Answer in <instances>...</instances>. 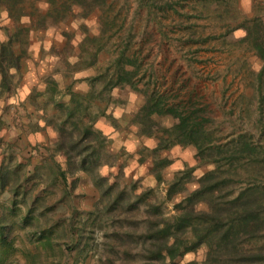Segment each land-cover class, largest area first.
I'll return each instance as SVG.
<instances>
[{"label": "rangeland", "instance_id": "1", "mask_svg": "<svg viewBox=\"0 0 264 264\" xmlns=\"http://www.w3.org/2000/svg\"><path fill=\"white\" fill-rule=\"evenodd\" d=\"M18 7L10 15L0 6V41L3 26H29L22 15L50 4ZM257 15L264 0H89L56 25L29 26L13 44L24 56L18 71H8L7 88L0 76V175L8 179L0 184V264H158L146 258L150 224L171 220L180 188L195 185L178 177L186 166L197 178L212 165L200 163L192 145L155 151L165 135L156 125L175 119L153 112L143 124L139 116L157 98L164 109L204 117L213 143L242 136L264 158L263 62L240 27ZM121 55L135 74L132 83L113 85ZM73 95L78 112L69 118ZM85 125L93 132L86 137ZM83 157L89 169L79 168ZM241 176L221 199L251 181ZM255 183L264 188V179ZM203 252L184 253L176 264Z\"/></svg>", "mask_w": 264, "mask_h": 264}, {"label": "trees", "instance_id": "2", "mask_svg": "<svg viewBox=\"0 0 264 264\" xmlns=\"http://www.w3.org/2000/svg\"><path fill=\"white\" fill-rule=\"evenodd\" d=\"M22 1L0 0V6L7 8L8 14L13 15L20 10L18 4ZM88 1L47 0L50 7L45 13L33 10L22 16L28 17L29 26L43 30L63 21L72 12L74 6L81 7ZM246 22L240 23V27L245 32L241 39L247 41L258 58L262 60L261 71H263L264 15H257ZM29 26L18 28L15 32H9L7 26L2 27L5 38L0 41V76L2 86L6 88L9 82L8 71L11 69L18 71L20 60L24 56L23 51L16 52L13 44L21 43V34L29 30ZM86 38L89 39V37ZM92 38L95 39L91 37L90 40ZM89 55L88 63L91 64L95 55L94 53ZM122 57L123 55L116 59L118 75L110 84L132 83L135 68L125 69L124 64L127 62L132 66L133 61L127 59L123 62ZM71 98L73 103L66 109L69 118L78 112L77 96L73 95ZM160 105L159 99L151 97L139 116L143 124L150 121L149 116L153 112H157L158 115L163 112L169 113L175 119L170 127L156 125V129L161 130L165 135L159 137L155 151L169 148L176 143L192 145L196 149L195 158L200 163L210 162L212 168L197 178L191 174L194 170L193 166H186L181 171L178 177H186V182L195 180V185L191 190L185 191L186 193L182 192L183 186L180 188L181 197L174 203L177 213L171 220L164 221L160 227L154 226L160 220L150 224L148 233L145 235V240H151L145 248L146 258L158 261V264H176L175 260L178 257L190 251L196 252L200 248L204 251L201 260L193 259L185 264H264V239H262L264 237V188L255 183L258 179H264V158L258 160L255 155L258 150L242 136L223 144L213 143L210 131L203 125L204 117L194 114V111L181 114L177 108L164 109ZM58 106L60 109L63 105L59 103ZM149 130V134L154 131L152 121ZM80 133L81 136L86 137L88 133L93 132L89 126L85 125ZM64 142L60 141L58 146L64 147ZM77 142L69 140V144L75 149L78 148ZM82 148L84 150L90 148V153L96 150L91 144H86ZM68 161H71L70 157ZM166 161V159H159V161L157 159L154 164L162 166L166 164ZM242 162L243 165H241ZM78 163L81 166L79 168L86 170L89 169L87 166H90L91 161L83 157ZM240 168L242 170L239 172ZM242 174H245L248 177L247 180L252 182L247 181L243 190L234 197L227 200L221 199L229 191H233L232 186L241 181ZM7 181V177L1 174L0 184L3 186ZM171 193L170 190L168 194L171 195Z\"/></svg>", "mask_w": 264, "mask_h": 264}]
</instances>
